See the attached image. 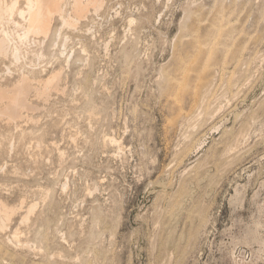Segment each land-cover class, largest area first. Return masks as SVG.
Returning a JSON list of instances; mask_svg holds the SVG:
<instances>
[{"label": "rangeland", "instance_id": "374dc122", "mask_svg": "<svg viewBox=\"0 0 264 264\" xmlns=\"http://www.w3.org/2000/svg\"><path fill=\"white\" fill-rule=\"evenodd\" d=\"M60 23L30 53L58 90L0 119V264H264V0H106ZM11 65L3 86L30 70Z\"/></svg>", "mask_w": 264, "mask_h": 264}, {"label": "bare ground", "instance_id": "6f19581e", "mask_svg": "<svg viewBox=\"0 0 264 264\" xmlns=\"http://www.w3.org/2000/svg\"><path fill=\"white\" fill-rule=\"evenodd\" d=\"M24 1L26 5H28L30 2V0H24ZM19 2L20 0H0V58L5 59V60L7 59L10 60L12 64L11 66H14V64L15 66H17L27 61L30 62V66H31V68L29 66L30 70H27L24 67L25 65L22 66L21 71H19L20 73L18 74V77L16 78L17 80L15 81V83L13 82L11 86L9 85L3 86L1 85V81H0V119H5L7 120L8 123H13V124H17V122L22 120L25 116L24 115L25 113H30L36 110V107L30 100V97L32 94H35L34 96H36V98L40 97L44 99L45 98L49 99L50 94L53 93L52 91L58 90L59 83L63 75L62 71L59 69V70L51 71V74L47 78L36 77L35 73H37L36 72L37 70L35 68L37 67V65L33 64V59H32L33 57L30 54L31 48H33V46H31L32 45L31 41H33V44L40 43L41 47L39 48H42V45L45 43V41L47 40L50 34L53 19L56 16L61 22L60 25L62 24L63 26L76 28L77 25L80 23V21L85 19L91 11H94L95 13H99L104 8L106 0H31V3L35 5L32 8L26 7V5L25 7L23 6L24 8H20ZM40 5H42V7ZM73 5H76V6L73 7ZM16 17H18L21 21L19 20L17 21ZM5 25H11V26L13 25L15 27L14 31L12 32L8 31L4 27ZM56 31L57 30H55V32ZM37 39H42V40H37ZM59 41L61 42V40ZM50 45L51 43L49 44V46ZM57 47H54V48H57ZM62 48H63V45H62ZM58 50H60V47L58 48ZM43 57L45 56H43L42 53H39L38 57L36 58L40 59ZM46 57L48 58V55ZM11 68L12 67H8L7 71L10 72ZM4 72L6 71H3V74ZM4 123L5 122H2V124ZM231 153L232 152H230V154ZM225 157H228V156L225 155ZM229 158L232 159L230 156ZM227 165L229 164L227 163ZM4 204L2 203V201H0V222H1L0 227L2 230L6 229L9 226V222L11 221L12 216L14 215L13 214L14 208L10 209L9 206L8 208L6 204L5 205ZM34 210H35V206L31 205V207L28 210V213H26V215L22 218L21 224L28 223L30 216L32 215ZM18 234L19 233L16 230L14 232L13 240L18 239L17 237Z\"/></svg>", "mask_w": 264, "mask_h": 264}, {"label": "snow or ice", "instance_id": "6c2138e0", "mask_svg": "<svg viewBox=\"0 0 264 264\" xmlns=\"http://www.w3.org/2000/svg\"><path fill=\"white\" fill-rule=\"evenodd\" d=\"M35 5H33L32 3H31V0H30V2H29V4L28 5H26V7H29V8H32V7H34ZM41 7H42V5H40ZM76 5H73V7H75Z\"/></svg>", "mask_w": 264, "mask_h": 264}]
</instances>
